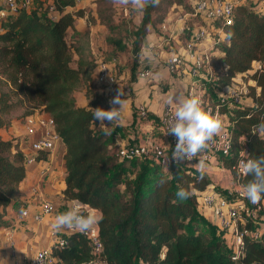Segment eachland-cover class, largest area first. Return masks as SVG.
<instances>
[{"label":"trees","instance_id":"obj_1","mask_svg":"<svg viewBox=\"0 0 264 264\" xmlns=\"http://www.w3.org/2000/svg\"><path fill=\"white\" fill-rule=\"evenodd\" d=\"M45 1L35 0L30 9L20 8L0 21V131L10 129L14 119L23 121L34 113L50 117L52 130L64 145L62 199L79 201L104 214L97 228L101 259L106 264H264V234L260 240L245 237L242 254L232 261L220 233L210 238L205 231L204 224L211 223L197 212L194 194L206 187L205 175L200 179L199 173L178 168L171 169L168 176L142 161L133 180L126 176L125 170L134 171L135 161H118L116 150L110 151L108 135L94 128V109L109 110L91 80L98 58L88 55L86 34L74 43L71 37L67 39L77 18L84 16L83 8L68 11L75 6V0ZM107 1L96 0L99 5L94 19L106 28L103 41L107 57L125 56L127 83L131 86L144 40L165 36L161 26L166 18L174 11L179 15L192 13L193 0H160L158 6L149 7L142 13L140 24L130 31L129 45L119 33L109 34L118 31L120 25L105 13L102 3ZM50 4L53 18L47 11ZM197 21L196 16L186 17L183 26L191 27ZM229 32L233 33L231 40L224 39L211 59L210 87L224 86L236 74H244L251 83L245 95L250 103L230 111L231 148L224 167L236 158L241 141H246L248 158L264 155V130L259 128L264 123V66L249 71L252 62H264V10L249 2H235L232 22L224 34ZM179 35L184 39L187 32L182 29ZM77 88L88 96L84 106L75 101ZM46 156L38 153L35 158L43 160ZM24 157L14 138L0 135V217L11 204L18 212L24 206L18 199V185L25 176ZM147 163L151 165L150 180L145 178ZM251 180L250 175L240 179L244 186ZM180 187L190 193L184 201L175 195ZM60 236L66 246L52 244L49 248L54 264H85L93 258L83 236Z\"/></svg>","mask_w":264,"mask_h":264},{"label":"built area","instance_id":"obj_2","mask_svg":"<svg viewBox=\"0 0 264 264\" xmlns=\"http://www.w3.org/2000/svg\"><path fill=\"white\" fill-rule=\"evenodd\" d=\"M237 1L244 4L249 2L264 10V0H193L192 13L179 15L176 20L183 25L184 18L196 16L199 21L191 27L182 26L176 32L168 31L169 34L165 36L148 37L144 40L139 48V63L135 69L131 90L133 93V88L138 83L144 86L153 84L154 87L150 90L152 94L153 92L158 94L160 110L158 113L152 112L147 109L144 101L134 99L129 106L132 111L130 134L134 142L117 143L115 146L118 161H147L168 176L171 169L178 168L198 174L197 163L203 160L206 165L204 175L206 177L212 175L214 180L209 181L203 190L194 191L196 210L200 215L204 214L205 216H201L208 219L216 231L223 236L229 246L232 261H236L242 254L245 237L260 240L264 234V200L252 204L242 195L245 187L240 181L244 175L242 164L249 159L246 141H241L236 158L228 167H224V161L229 156L231 148L230 111L250 102L245 95L251 80L244 74H236L228 84L210 87V82L213 80L211 59L218 54L217 46L224 43V30L232 22L233 5ZM29 4V0H4L0 4V21L8 14L15 15L20 8L28 9ZM48 10L49 17L53 18L51 4ZM175 12L174 14H177ZM166 24L168 21L161 26L164 31L169 30ZM182 29L187 32L184 39L179 35ZM263 66L264 62L254 61L249 71L261 69ZM91 77L109 109L113 106L109 101L118 93H122L121 98H126L125 96L128 95L122 87L120 77H116L111 66L100 58L97 59ZM176 81L182 83V89L174 96L200 97L202 106L206 110L211 109L213 114L219 113L224 118L225 124L222 135L214 137L203 153L191 161H183L180 164L171 159V149L175 148L177 137L171 133L165 134L173 122L175 111V105H166L165 99L170 95V87ZM121 109L122 107L120 112ZM45 115L34 113L24 119L27 134H33L39 128L42 129V135L29 142L28 152L24 154L23 166L37 161L35 156L38 153L49 155L56 144L61 142L52 130L50 117ZM166 157H169L168 161ZM224 176L227 184L222 182ZM67 202L69 203L66 204ZM67 202L64 211L58 212L51 201L40 200L36 204L23 206L19 211V217H30L34 222L40 223L46 217L68 211L75 200H67ZM63 233H77L86 239L93 258L85 264H106L100 257L102 245L97 229L87 233L63 229ZM60 234L51 233V241L47 247L35 250L28 258L15 259L12 264H54L50 245L53 244L58 248L66 246V240ZM8 244L12 246L11 241Z\"/></svg>","mask_w":264,"mask_h":264},{"label":"crops","instance_id":"obj_3","mask_svg":"<svg viewBox=\"0 0 264 264\" xmlns=\"http://www.w3.org/2000/svg\"><path fill=\"white\" fill-rule=\"evenodd\" d=\"M3 1L4 0H0V4H2ZM45 2L49 3L50 0H46ZM74 8L76 7H69L67 10L74 11ZM54 16L55 14L53 13V17ZM81 25H87V23L83 22V19L79 17L76 20L74 30L68 31L72 39L71 42L74 43L79 37L85 34L84 28H79ZM181 84L182 83L176 81L175 84L170 87V94L176 95L177 92L179 93L182 89ZM152 87H154L153 84H145L144 86L138 83L133 88V93L131 94L132 100L128 97L121 98L123 104L121 106L120 124L125 126L127 134L125 136L117 134L119 137L113 135L114 146H116L117 143L134 142L132 134H130L132 111L129 107L134 99L144 101L147 109L152 112L158 113L160 110L158 94L155 92L152 94L150 90ZM80 91L84 93L82 89ZM249 103L250 102H247L246 104ZM45 116L48 115L46 114ZM97 123L94 125V128L97 127ZM0 135L5 139L14 138L19 143V150L25 154L28 152L29 142L40 137L42 135V129L38 128L33 134H27L25 132L24 120L14 119L11 123V128L6 131H0ZM63 153L64 145L60 142L56 144L55 149L47 155L45 159L37 160L34 163L23 166L25 169V176L18 185V199L24 206L36 204L40 200H48L55 205L58 212L64 211L67 201H64L61 195L65 176ZM222 182L227 184L225 176L222 178ZM68 203L69 202L66 204ZM55 216L56 215H51L46 217L42 222L36 223L30 217H19L18 210L13 208L12 204L7 206L0 217V221L3 223V225H0V264H12L15 259L28 258L35 250L41 247H47L51 241V233L60 234L63 232V230L60 232L53 230L52 224L54 223ZM205 220L209 222L208 219L205 218ZM9 241L12 242L11 247L8 244Z\"/></svg>","mask_w":264,"mask_h":264},{"label":"clouds","instance_id":"obj_4","mask_svg":"<svg viewBox=\"0 0 264 264\" xmlns=\"http://www.w3.org/2000/svg\"><path fill=\"white\" fill-rule=\"evenodd\" d=\"M112 3L142 14L149 7L158 6L160 0H112ZM232 36L233 33H226L224 39L230 41ZM226 67L229 66L226 64ZM121 96L120 92L109 101V104L113 105L109 110L99 107L94 109L93 120L99 121L102 128L107 129L112 122L121 119ZM165 104L175 105L173 122L165 134L171 133L177 137L175 148L171 149V159L177 164L193 160L209 147L214 137L222 135L225 128L224 118L219 113L213 114L211 109L206 110L200 97L193 95L181 98L170 94L165 99ZM259 128L264 130V123L260 124ZM166 160L168 161L169 157H166ZM197 171L200 173V179H203L206 171L203 160L198 161ZM242 172L245 176H252L242 195L252 204L259 203L264 199V155L247 159L242 164ZM160 182L165 181L162 179ZM175 195L179 201L190 197V193L183 187L178 188ZM103 219L104 214L100 209L75 201L68 211L55 216L52 228L56 232L71 229L87 233L97 229Z\"/></svg>","mask_w":264,"mask_h":264},{"label":"rangeland","instance_id":"obj_5","mask_svg":"<svg viewBox=\"0 0 264 264\" xmlns=\"http://www.w3.org/2000/svg\"><path fill=\"white\" fill-rule=\"evenodd\" d=\"M31 1V0H29ZM247 2V1H246ZM35 4V0H32L31 3L28 6V9H30L33 5ZM102 7L105 10V13H110L111 14V19L113 23H116L118 25H120V29L118 31H114V32H110L109 34H113V33H119L121 39L126 42L127 45L130 44L131 42V36H130V31H132L133 29H135L136 26H138L140 24V19H141V13L135 12L133 11L131 8H127L124 6H118V5H114L112 3V0L107 1L106 3H102ZM99 5V2H96V0H79L76 1L75 0V6L76 8H83L84 11V16L81 17L83 19V22L87 23V25H81L79 26V28H84L85 30V45L87 47V51H88V55H92L93 57H97L98 59H103L104 61L106 60V62L111 66L112 68V72L115 74L116 77H120L121 79V83H122V87L124 88V90L126 89V92L129 94L126 95L125 97H128L129 99H131V94H132V90H131V86L130 84L128 85L127 80L129 78V72L127 71L125 64V56H121L119 58H110L107 57V52L105 51V46H104V36L106 34V28L102 25L99 24L97 22L96 19H94V15H95V8ZM108 7L110 8V11L108 10ZM74 8V9H76ZM47 11H49L47 9ZM173 13V12H172ZM170 14V16L168 18H166V21H168V24H166L165 26H167V28H169V30H165L164 35L169 34L168 31H172V32H176L178 30L181 29V27L183 26L181 24V22L177 21L176 18L179 16V14ZM176 13V12H175ZM49 14V12H48ZM90 17H93L94 21L92 22ZM69 37L70 34L67 35V39L69 41ZM71 43V42H69ZM71 45H73L71 43ZM135 74V71H134ZM134 81V80H133ZM127 87H130V89L128 90ZM98 88V87H97ZM81 88H77L75 91V98H76V102L78 105H85L84 103H87L88 100V96L84 95V93H82ZM128 90V91H127ZM99 92V90H98ZM16 113H19L16 112ZM107 123V122H106ZM96 131H104L105 135L107 136V138L109 139V141L111 142V148L110 151H115L116 147L113 145L114 143V139L112 138L113 135H115L116 137L117 134H121L122 136H125L127 134V131L125 130V126L120 124V120L119 122H112L107 129L102 128L99 125V121L97 123V127L95 128ZM3 136V134H2ZM115 147V148H114ZM136 163V166L134 168V171L130 172L128 170H125V174L126 176L133 180L135 178L136 175H138L139 170L142 168V164L140 160H134ZM146 171H145V178L150 180L152 178L150 170H151V165L150 164H146ZM213 173V172H211ZM208 182L209 181H213V176L209 175V177H207ZM198 212V211H197ZM204 215V214H201ZM205 216V215H204ZM204 218V217H203ZM205 219V218H204ZM211 225V224H208ZM206 223L204 224V228L206 226L205 231L210 235V238H213V235L215 233V235L218 234V232L215 230V228L208 227ZM220 237L223 239L224 248H229L228 244L225 242L223 236L221 234H219Z\"/></svg>","mask_w":264,"mask_h":264}]
</instances>
